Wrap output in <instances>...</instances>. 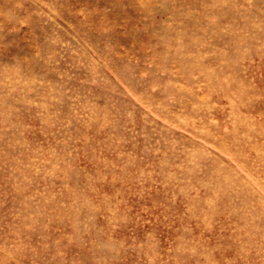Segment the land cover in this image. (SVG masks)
I'll use <instances>...</instances> for the list:
<instances>
[{
    "label": "rangeland",
    "instance_id": "1",
    "mask_svg": "<svg viewBox=\"0 0 264 264\" xmlns=\"http://www.w3.org/2000/svg\"><path fill=\"white\" fill-rule=\"evenodd\" d=\"M0 264H264V0H0Z\"/></svg>",
    "mask_w": 264,
    "mask_h": 264
}]
</instances>
